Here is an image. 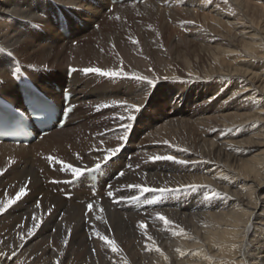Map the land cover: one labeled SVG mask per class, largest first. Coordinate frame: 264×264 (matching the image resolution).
<instances>
[{
    "label": "bare ground",
    "instance_id": "1",
    "mask_svg": "<svg viewBox=\"0 0 264 264\" xmlns=\"http://www.w3.org/2000/svg\"><path fill=\"white\" fill-rule=\"evenodd\" d=\"M58 11L67 16L68 35L57 26ZM143 21L151 28H143ZM95 22L100 23L97 30L91 26ZM114 22L125 31L128 23L135 25L138 43L120 41L111 29ZM68 66L76 69L69 79ZM88 67L123 70L128 76L81 71ZM14 75L30 77L60 103L62 95L54 84L69 86L75 110L62 129L37 143L0 142V201L27 185V194L0 213V264H114L120 256L128 264H264V0H140L114 5L108 0H0V94L20 105ZM113 100L140 107L131 113L143 128L150 127L147 136L154 138L150 144L156 148L151 154L136 149L124 159L121 149L103 165L93 195L84 185L71 191L64 183L71 172L61 171L55 160L89 168L104 155L98 149L120 143L99 137L79 145L69 138L81 124L66 126L86 115L81 107ZM190 106L196 111L186 112ZM126 111L122 107L119 112ZM146 130H137L136 137ZM137 143L142 147L140 140ZM153 154L195 163L151 161L148 156ZM193 182L227 193L228 198L204 201L203 192L180 191L161 199L158 193L140 195L127 187L139 183L176 188ZM130 196L139 199L131 201ZM37 202L41 207H35ZM156 212L183 227L188 236L163 230V222L154 219ZM33 215L40 227L30 237ZM140 222L167 261L154 249L145 250L151 241L142 236ZM97 231L116 241L122 249L119 256L95 235Z\"/></svg>",
    "mask_w": 264,
    "mask_h": 264
},
{
    "label": "snow or ice",
    "instance_id": "2",
    "mask_svg": "<svg viewBox=\"0 0 264 264\" xmlns=\"http://www.w3.org/2000/svg\"><path fill=\"white\" fill-rule=\"evenodd\" d=\"M224 2L227 4L228 0H224ZM118 19V17H117ZM186 23H192L191 21H188ZM133 43H136V41H133ZM122 63V62H121ZM72 71H76L75 68L72 69ZM81 71H83L85 74L88 73H95L98 74L100 76L103 77H110V78H117V77H127L128 74L126 72H124L123 70H112V69H101L99 67H88V68H84L81 69ZM134 79L140 80V81H144L147 78L146 77H142V76H134ZM149 84L154 83L153 81H147ZM113 106H124L126 107V110L129 111V115L127 116V120L131 121V120H135L136 117L135 115L131 114L132 110H134L135 112H139L140 111V107L138 105L135 104H128L126 101H117V100H113L111 101V104H100L96 106V109L99 110L100 108H107V107H113ZM69 112L72 111V109H68ZM121 120L124 119L123 116L120 117ZM120 127L124 128V133L123 135L119 136L118 139L121 141H127L128 139V130L132 127V125L130 123H126V124H122L120 125ZM103 135V134H101ZM101 143H103V141H101ZM164 144L169 145V147H173L172 145L169 144V142L167 140L163 141ZM123 147L122 144H119L116 147H107L104 149H98L99 151L103 152L104 155L102 156L101 159L97 160L95 162V166L94 168H80V167H73L72 164L70 163H62L61 161H59L58 159L55 160V163L57 164H61V171L63 170H68L71 172L73 179H78L80 177H82L84 175L85 172H92L94 170H99L101 169L102 165H107L108 162L116 157V155L121 151V148ZM178 151H187V149H177ZM79 155L77 154V159H79ZM49 162H53L54 158L52 156H48L46 158ZM148 159L151 161H171L173 163H178V164H182V165H186L189 163H195L194 161H189V160H184V159H178L176 156L174 155H170V154H153L148 156ZM9 163H12V161L10 160ZM131 167V166H129ZM125 173L123 171L118 173V176L122 177L124 176ZM226 179V178H225ZM112 186L109 185V188H111ZM128 188L130 189H136L140 195H143L144 193H158L159 197L165 198L167 196H170L172 194H175L177 192L180 191H186V192H203V199L204 201H210V200H214L217 197H221L222 199H227V193H224L223 195L212 189L210 186L208 185H204V184H198V183H188V184H181L176 188H172V187H168L167 184H165L162 187H149L147 184L141 185L139 183L137 184H128L127 185ZM27 194V185H22L19 188V191H17L15 193V196L9 197L8 194H5V199L3 201H0V213H4L8 208H10L12 205L16 204L17 201L21 200L22 197H24ZM107 195L109 197L113 196V192L112 191H108ZM129 200L131 201H135L137 199H139L138 196H130L128 197ZM150 204H154L156 203L155 200H149L147 201ZM36 208L41 207L40 203L37 202L35 204ZM88 209L91 210L93 208V204L89 203L87 205ZM51 211V209H49V212ZM102 211V209H101ZM33 220L36 221V223L33 225V227L28 229V236H32L34 235L35 231L40 227V222L37 220L36 216L33 215ZM97 220L103 221V217L101 215H97L96 216ZM154 219L157 221H162L163 225H164V229L165 231H171V235L173 236H188V233L186 232V230L181 227L178 224H175L174 221L168 219L166 216L162 215L160 212H156L154 214ZM105 223H107L106 221H104ZM205 227H207V225H205ZM138 228L141 229V234L142 236H146L148 241H151V245L146 247V251H152L153 249L159 253L161 256H163L164 260L167 261L168 257L166 255H164V253L161 251V249L156 245V240L149 235L147 229V225L144 222H140L138 224ZM95 235L102 241L105 242V244L107 245L108 248H110L111 252L113 254L116 255H120V253L122 252V249L117 245L116 241L113 239H110L109 237L102 235L99 231H97L95 233ZM20 239L23 240L24 237L21 235ZM63 243L66 245L68 243L67 238H65L63 240ZM177 253L180 256H185L186 253L181 251L180 249H176ZM193 255H198L199 253H192ZM3 253H0V256H3ZM12 256H15V252L12 253ZM9 259L11 257H8ZM206 259H209V257H205ZM121 261L123 262V264H128V260L126 257L124 256H120V259L117 261H114V264H121ZM58 264V262H57Z\"/></svg>",
    "mask_w": 264,
    "mask_h": 264
},
{
    "label": "rangeland",
    "instance_id": "3",
    "mask_svg": "<svg viewBox=\"0 0 264 264\" xmlns=\"http://www.w3.org/2000/svg\"><path fill=\"white\" fill-rule=\"evenodd\" d=\"M195 1H198V0H194V2ZM207 10H209V8ZM133 22L139 23V20L138 19H135V20H133ZM99 24H100L99 22L92 23V25H91L92 26V29L93 30H95V29L97 30L99 28V26H100ZM119 24L117 22H114V26L111 25L112 26L111 29L112 30H115L117 32V38L120 41H122V42H124L126 44H129V43L133 44V41H136L138 43V41L136 40L138 38V32H137V29H135V25H133L131 23H128V26L126 27V31H125V30H121L120 29ZM140 25L143 28H146V29H150L151 28L149 26L150 24L147 23V22H144V21L143 22H140ZM79 26L82 27L83 26V23L82 22L79 23ZM197 41H199V40L198 39H195V42H197ZM76 43H77V41H72V45H75ZM46 71H48V70H46ZM61 71H63V69ZM164 81H165V78H162L159 83L164 82ZM58 87L62 91V87H64V85L63 84H59ZM53 88H55V87H53ZM60 90L59 91H56V92L58 94H61V91ZM95 103L96 102H94V103L92 102V103H89V104L81 107V114L82 115H85L86 114V115L84 117H81V118L73 121L72 124H68L66 126V128L69 129L71 127H74V124H76L78 122V123L81 124V127H82V128L80 127L78 129L79 132L77 131V133H76L77 136L76 135H73V136H71V138H69L70 141L72 140V141L76 142L77 144L82 145L83 143H86L84 140H87L88 138H90V139L91 138H93V139L94 138L95 139L96 138L97 139H100V138H102V139H105L106 138L107 139L108 138V139L116 140L117 144L120 143V144L123 145V147L121 148L123 150V153H124L123 159L126 156H130V155H133L134 156L136 154L135 152L138 149H140V152L142 154H144V153H146V154L153 153V151L156 148V146H154V145H152L150 143L153 142V139L154 138L152 136H149V137L147 136V134L151 132V129H150V131H147L146 130V129H149L150 127L143 128V122L142 121H138L137 119L131 120V121L127 120V113H128V111H126L125 113L119 112L121 110V108L124 107V106H113V107H107V108H100L99 110H97L96 109V106L97 105H95ZM98 105H100V104H98ZM192 106L186 108V112L189 113V112L196 111L195 108H193ZM114 111H115V113H114ZM168 111L169 110H166L165 109V111H163V112H166L167 113ZM170 111H172V110H170ZM121 116L124 117L123 120L120 119ZM188 116H190V115L188 114ZM167 117H170V116H167ZM167 117L161 119L160 121H157L156 125L158 123H161V122L165 121V119H167ZM186 117H187V115L184 116L183 118H186ZM146 118L147 117L145 116L144 117V120H147ZM126 123H130L132 125V127L128 130V139H127V141H121V140L118 139V136L123 135L124 128L120 127V125L126 124ZM137 130H139L141 132L144 131V130H146V131L144 133L139 132L138 137H136L137 135L135 134V132ZM101 134H103V135H101ZM137 140H140L142 142V147H141V145L138 146ZM35 142L37 143V141H35ZM94 147L95 148H98V146H94ZM87 152L85 151V154ZM85 154H84V156H85ZM98 154H99V151H98ZM85 157H87V156H85ZM139 157H142V156L139 155ZM41 158H43V157H41ZM46 163L47 162H45V164ZM49 167L52 168L51 165H49ZM67 172H69V171L67 170Z\"/></svg>",
    "mask_w": 264,
    "mask_h": 264
}]
</instances>
